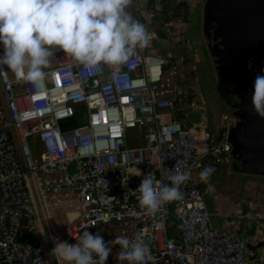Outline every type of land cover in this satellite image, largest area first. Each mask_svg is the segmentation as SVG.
<instances>
[{
  "label": "built area",
  "instance_id": "obj_1",
  "mask_svg": "<svg viewBox=\"0 0 264 264\" xmlns=\"http://www.w3.org/2000/svg\"><path fill=\"white\" fill-rule=\"evenodd\" d=\"M148 32L149 45L117 68L89 71L57 50L42 86L11 72L0 77V264H48L46 242L52 249L57 241L74 245L84 231L105 242L140 232L155 264H251L246 241L212 225L213 173L207 182L199 175L207 166L229 167L232 125L220 126V140L209 122L188 128L186 109L196 106L189 92L163 85L161 51L174 39ZM179 71L186 72L181 58ZM62 119L77 123L64 133ZM132 129L143 131L133 134L141 145L130 146ZM31 140L42 146L40 161ZM178 172L190 176L180 186L181 200L155 213L140 206L136 190L145 176L152 174L160 187ZM119 251L113 246L106 264H120Z\"/></svg>",
  "mask_w": 264,
  "mask_h": 264
},
{
  "label": "clouds",
  "instance_id": "obj_2",
  "mask_svg": "<svg viewBox=\"0 0 264 264\" xmlns=\"http://www.w3.org/2000/svg\"><path fill=\"white\" fill-rule=\"evenodd\" d=\"M133 0H0V77L8 72L18 81L42 86L48 75L50 58L62 50L74 63L89 71L104 64L112 68L125 64L137 48L152 39L147 27L128 11ZM7 66L5 71L2 66ZM252 69V61L248 63ZM264 72V69H261ZM118 73L113 72V79ZM252 106L264 117V74L253 83ZM215 169L205 167L200 179L207 182ZM170 185L157 187L152 174L136 191L139 204L155 213L168 202L183 198L180 186L190 179L187 172L168 177ZM76 244L57 241L52 249L58 261L66 264H106L112 247L118 245L120 264H155L150 245L142 233L132 238L117 236L105 242L97 233L84 231Z\"/></svg>",
  "mask_w": 264,
  "mask_h": 264
},
{
  "label": "flooded vegetation",
  "instance_id": "obj_3",
  "mask_svg": "<svg viewBox=\"0 0 264 264\" xmlns=\"http://www.w3.org/2000/svg\"><path fill=\"white\" fill-rule=\"evenodd\" d=\"M206 1L202 11L201 30L202 36L206 42V49L213 63L212 77H210L209 80V77L198 75L197 72L196 74L190 73L189 76H187L186 72L185 74H181L180 71H177L174 83L184 86L188 91L186 85L193 81L198 90L201 104L199 105L196 100H192L190 95L189 104L192 103V105L195 104L196 106H190L188 108L194 110L202 108L206 115L211 109V113L213 111L221 112L223 115L220 126L229 122L232 125L231 127H233L243 120L244 127L242 128V133H246V141L259 144L255 147L254 145L247 147L261 152L264 156V117L258 115L252 106V90L255 77L257 74H264V72H261V69H264V0L217 1L216 17L224 23L229 22V27H226L224 31H222L216 26L212 30L210 40L207 39L204 34ZM221 34L239 41L251 40L249 44L253 46L255 53H257L256 55L260 54L262 57L261 61L255 62L252 69H250L245 65H237L238 57L236 56L239 54V49L230 51L227 54L230 56L228 59L230 67L227 74L231 80L227 82L223 81L226 75L222 74V70L220 69L221 64H217L219 58L212 56L209 49L210 46L214 47L217 53L224 50V46L221 44L223 37H219ZM185 68L187 69V67ZM210 96L212 97L213 107H209V105H211ZM238 113L240 117H237ZM225 117L227 122L224 121ZM209 119V116H206V122H209ZM237 139L240 140L241 137H236V140ZM233 164L234 158L232 156L229 164L230 170H233ZM239 164L241 163L239 162ZM259 234L260 236H258ZM262 236V233L257 232L256 237H247V239H245L247 247L249 243L257 244L261 242L263 239Z\"/></svg>",
  "mask_w": 264,
  "mask_h": 264
},
{
  "label": "rangeland",
  "instance_id": "obj_4",
  "mask_svg": "<svg viewBox=\"0 0 264 264\" xmlns=\"http://www.w3.org/2000/svg\"><path fill=\"white\" fill-rule=\"evenodd\" d=\"M166 4L171 7L169 15H172L171 20L163 27L161 24L164 21V13L161 9L165 3L164 0H133L134 9L133 16L143 23L146 27L151 26L149 30L166 33L172 36L166 48L161 53L169 59V68H167L163 85L164 88H169L172 83L175 82V75L180 69V58L187 59L189 65L187 69L200 72L201 76L212 77L213 63L209 52L206 49V42L202 36V11L206 0H165ZM138 11H135L137 10ZM178 10L179 16L173 15ZM145 22V23H144ZM148 29V27H147ZM190 46V52L187 51V47ZM171 55V57L169 56ZM58 59L57 56L50 58V62H54ZM199 75V74H198ZM165 92H162L161 96H164ZM209 107H213L212 97L210 96ZM82 108V106H81ZM212 110V109H211ZM209 111L210 119L214 120V123L218 126L221 125V112ZM130 134H142L143 131L137 133L134 129L129 131ZM32 144V140L31 143ZM33 152L40 161L43 157V149L40 144L33 145ZM220 174L212 175L211 184L215 180H227L234 184L235 190H229L228 193L234 195L235 200L244 205L248 209L256 212H262L264 210V177L245 175L230 170L229 167L223 169ZM213 193L214 190H211ZM45 253L49 264H56L54 257H52V248L46 246ZM62 264H66L62 261Z\"/></svg>",
  "mask_w": 264,
  "mask_h": 264
},
{
  "label": "water",
  "instance_id": "obj_5",
  "mask_svg": "<svg viewBox=\"0 0 264 264\" xmlns=\"http://www.w3.org/2000/svg\"><path fill=\"white\" fill-rule=\"evenodd\" d=\"M217 1L219 0H207L205 4V13H204V34L207 39H211L212 30L217 26L220 30L224 31L226 27H229V22L224 23L222 20H218L216 17V8ZM223 41L221 44L224 46V50L220 53L215 51L214 47H209L211 55L218 57L219 60L217 64H221L220 69L222 74L226 75V78L223 81H230L231 78L227 74L229 71L230 63L228 62L229 55H227L233 49H239L237 65H245L248 67V63L251 60L252 66L255 62L261 61L262 57L260 54L256 55L253 46L249 43L251 40L239 41L233 39L232 37L225 36L221 34ZM247 43V44H246ZM249 68V67H248ZM190 73L196 74L195 70L186 69V74L189 76ZM188 91L191 95L192 100H196L200 105L201 101L199 100V93L195 86V83L189 82L187 85ZM237 117H240L239 113ZM184 119L187 123V126L191 130H196L202 128L206 125V114L202 108L194 110L188 108ZM76 119H68L60 121V126L62 132H68L70 127L76 125ZM243 120H241L236 126H233L229 130V135L227 140L233 147L232 156L234 158L233 170L234 172L245 174V175H254V176H263L264 177V156L261 152L252 150L253 148L247 146L259 145L254 142H247L245 139L246 133H242ZM246 127V126H245ZM241 137L240 140H236V137ZM239 162L241 164H239ZM207 205L210 214L212 215V225L215 228H221L222 224L216 215V206H215V196L211 195L207 198ZM252 214V215H251ZM227 222L234 224V229L230 238L232 240L242 239L245 240L247 237H256L257 232L262 233V241L253 244H248V250L250 253L249 262L253 264H264L263 255H264V229L262 228V222L256 218L255 212H248L245 208L244 211L239 216L228 217L226 218Z\"/></svg>",
  "mask_w": 264,
  "mask_h": 264
},
{
  "label": "crops",
  "instance_id": "obj_6",
  "mask_svg": "<svg viewBox=\"0 0 264 264\" xmlns=\"http://www.w3.org/2000/svg\"><path fill=\"white\" fill-rule=\"evenodd\" d=\"M219 172H217L215 175H218ZM212 178V176H211ZM210 178V195H214L215 196V206H216V215L218 216L222 227L227 228L230 233L232 234V231L234 229V224L233 223H229L227 222L226 218L228 217H234V216H239L242 212L243 209L246 208L248 212H255L256 218L259 219L262 224V228L264 229V210L261 212H256L254 210H251L250 208L248 209L247 207H245L244 205H241V203H239L238 201H236L235 198V194L231 195L230 192L228 193L229 190H235V186H233L234 184H232L231 182L227 181V180H215L214 184H211L212 179ZM211 190H214V192L212 193ZM252 215V214H251ZM260 236V234L258 235ZM46 246H50V244L48 242L45 243L44 246V250L46 248ZM46 255V253H45ZM250 253L248 254V258H250ZM52 257H54L56 264H58L56 258L54 255H52ZM47 258V256H46ZM263 261H264V255H263ZM48 264H49V260L47 259ZM61 264H62V260H61ZM253 264V263H251Z\"/></svg>",
  "mask_w": 264,
  "mask_h": 264
},
{
  "label": "trees",
  "instance_id": "obj_7",
  "mask_svg": "<svg viewBox=\"0 0 264 264\" xmlns=\"http://www.w3.org/2000/svg\"><path fill=\"white\" fill-rule=\"evenodd\" d=\"M163 3H165V4H164V6H163V9H161L162 12L164 13V21H163V23L161 24L162 27H163L166 23H168V22L171 20V18H172V15H171V16L169 15V12L171 11V10H170L171 7H170L169 5L166 4V1H165V0H164ZM132 9H134V4H133ZM135 11H138V9L135 10ZM173 15H175V16H179V12H178V10H176V11L174 12ZM144 23H145V22H144ZM147 27H148L147 30H149V28H150L151 26H147ZM159 35H160L161 37H163V38H166V34L163 33V32H159ZM190 50H191V49H190V46H188V47H187V51L190 52ZM161 54H162V53H161ZM162 56L167 60V65L165 66V72H166L167 68H169V59H168L167 57H165L163 54H162ZM183 65H184L185 67H187V66L189 65L187 59H186V60L183 59ZM198 74H200V72H199ZM182 117H183V115H182V116H179V119H181ZM208 129L213 133L214 136H216V135H220V136L218 137L217 140H220V139L223 138V134H222V131H223V130L221 129L220 126L217 127V125L214 123V121H213L212 119H209ZM135 131H137V129H135ZM218 132H220V134H218ZM128 142H129L130 146H138V145H141V143H142V142H140V140L135 139V136L132 135V134H129V136H128ZM223 169H226V167L218 166L217 168H215V171L213 172V174H216L217 172H221ZM213 174H212V175H213ZM219 174H220V173H219Z\"/></svg>",
  "mask_w": 264,
  "mask_h": 264
}]
</instances>
